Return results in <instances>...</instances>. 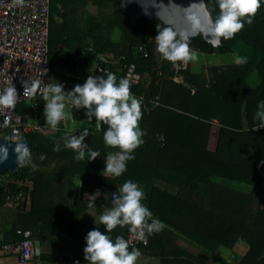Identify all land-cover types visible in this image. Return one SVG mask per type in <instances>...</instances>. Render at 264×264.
Returning <instances> with one entry per match:
<instances>
[{
  "label": "trees",
  "instance_id": "16d2710c",
  "mask_svg": "<svg viewBox=\"0 0 264 264\" xmlns=\"http://www.w3.org/2000/svg\"><path fill=\"white\" fill-rule=\"evenodd\" d=\"M48 60L53 63H67L64 53L75 52L91 46L94 52H110L119 59L121 70L129 64L140 76H148L146 85H131L136 97L143 102H155L144 109L140 128L144 132V143L135 150V159L127 162V170L119 177H106L105 169L108 148L103 142V130L90 133L84 143L91 150L101 152L94 161H76V153L64 147L63 137L77 134L27 133L30 141L33 166L19 168L14 181H30L29 210L14 207H0V222L5 214L10 217V229L3 233L0 243L15 242L20 236L17 229H28L33 233L38 228L37 241L41 244L43 234L51 229L47 211L62 203L49 206L41 199L51 193L55 181L59 195L63 193L62 180L74 173L81 175V191L95 193L116 192L125 181L132 180L145 192V205L154 218L187 237L201 249L214 252L219 246L230 248L237 238L247 248L236 264H264V192L255 195L239 189L234 184L256 187L264 183V128L255 129L260 121L254 119L259 106L264 103V1L260 0L253 23L234 38L222 41L220 47H212L201 35L194 36L190 46L203 55L205 73L192 72L174 66L154 52L158 19L137 18L128 15L124 8L113 11L107 21L117 26L121 39L111 42L103 38L95 17L85 29L78 25L74 15V4L87 0H49ZM100 0H91L97 4ZM114 1V0H113ZM63 10L58 11L55 4ZM210 8L215 0H208ZM215 16V12L212 13ZM59 19H56V18ZM91 39V44L86 42ZM242 41L260 56L254 63L257 84L246 81L247 69L236 63L232 46ZM141 47L143 51H138ZM144 53V54H143ZM231 53L230 59H218L219 55ZM70 67H75L73 64ZM121 78V71L116 73ZM179 74L181 81L173 79ZM102 74H96L100 76ZM38 119L42 121V100H37ZM216 129L214 147L207 148L210 129ZM57 142L60 151H55ZM41 156L45 158L40 159ZM66 160V173L53 174L48 166L55 160ZM175 183L174 192L151 185L154 180ZM119 185V186H118ZM8 191L24 186L7 184ZM8 209V210H7ZM4 210V211H3ZM127 227L117 234L124 238ZM261 235L257 236V235ZM33 235V234H32ZM170 231L164 228L147 237V245L130 246L140 250L141 255L155 256L160 264H209L189 251L173 245ZM35 257V256H34ZM39 258H48L40 253ZM25 264V263H24Z\"/></svg>",
  "mask_w": 264,
  "mask_h": 264
},
{
  "label": "clouds",
  "instance_id": "9594fccd",
  "mask_svg": "<svg viewBox=\"0 0 264 264\" xmlns=\"http://www.w3.org/2000/svg\"><path fill=\"white\" fill-rule=\"evenodd\" d=\"M25 0H13V4L24 6ZM260 0H215V7L208 6V0H198L187 9L171 5V12L165 8L158 15L161 22L157 25L155 37L156 52L170 62L174 67L180 63L198 61V50L190 46L191 39L196 35L210 37L212 47H220L222 41L235 37L245 26L251 25L260 8ZM213 11L215 16L212 15ZM183 12V15H181ZM182 24H177V19ZM236 63L243 64L246 60L237 57ZM43 75V74H42ZM23 96L35 97L42 92L44 100V121L51 128H57L60 122L68 117L65 108L70 102L72 109H85L89 127L95 118V130H103L105 146L117 151L109 153L105 158L103 175L119 178L127 170V162L135 159L134 152L143 143L144 132L140 128L142 119V100L131 92L130 81L127 78L108 72L100 76L89 75L81 85L77 84L71 91L65 92L64 84L50 81L45 84L41 75L22 82ZM19 101L14 85L0 90V112L11 110ZM254 119L260 121L255 129L264 128V103L259 106ZM72 116V112H71ZM73 118V116H72ZM89 127L84 128L79 136L66 135L63 137L64 147L73 150L76 161H94L101 152L94 151L84 143L90 134ZM7 129V126L5 127ZM8 142L7 146L0 145V163L9 156V146L14 145L13 153L19 168L33 166L31 149L25 142V137L18 129L13 128L8 134L0 136ZM55 151H60L57 142ZM45 157L41 156L43 160ZM101 195L99 189L89 196L90 207H95V200ZM145 193L138 183L125 181L116 192L112 193L111 206H105L99 216V222L111 233L117 227H127L128 232L138 241L147 244V237L164 228V224L154 218L149 208L143 203ZM86 247L83 249L87 264H137L141 256L138 248L130 250L129 241L122 235L113 240L102 233L97 227L87 233ZM79 264V262H77Z\"/></svg>",
  "mask_w": 264,
  "mask_h": 264
},
{
  "label": "built area",
  "instance_id": "2783aa9c",
  "mask_svg": "<svg viewBox=\"0 0 264 264\" xmlns=\"http://www.w3.org/2000/svg\"><path fill=\"white\" fill-rule=\"evenodd\" d=\"M49 7V0H25L22 7L14 5L13 0H0V90L12 84L16 87L19 96L14 109L0 112V136L10 133L13 128L18 129L24 136L27 133L37 132L40 127L35 117L37 100L43 98L42 92L35 97H24L22 82L40 75L45 84L52 81L47 46ZM137 49L143 51L141 47ZM154 52L158 54L155 41ZM63 55L66 61L75 67H79L86 58L92 57L93 73L106 75L112 70L116 73L121 71V77L129 79L130 85L137 83L146 85L144 79L148 76L137 74L132 63L122 71L119 65L121 57H115L110 52H94L89 45ZM183 65L180 63L174 67V70L184 68ZM176 76L173 77L174 80ZM10 182L21 185L20 181L0 179V207L24 209L29 199V188L27 186H24L25 190L22 187L15 188L14 192L10 193L7 187ZM15 233L20 239L15 242L0 243V255L12 256L16 264H24L35 256L36 241L28 229H17ZM125 239L129 241L130 246H145L143 241L136 240L129 232Z\"/></svg>",
  "mask_w": 264,
  "mask_h": 264
},
{
  "label": "crops",
  "instance_id": "0c3cea01",
  "mask_svg": "<svg viewBox=\"0 0 264 264\" xmlns=\"http://www.w3.org/2000/svg\"><path fill=\"white\" fill-rule=\"evenodd\" d=\"M91 61V65L89 64ZM67 63H53L51 66L52 81L59 79L58 82L64 84L65 92L71 91L75 85L83 84L88 76L93 73L94 59L92 57L86 58V60L79 67H70ZM139 98V97H137ZM42 100V113L44 109V100ZM144 104V103H143ZM65 112L68 113V117L60 122L57 128H51L44 121V115L42 114V121L38 119V111L35 117L36 122L39 124L37 132L46 134H77L81 133L84 128H88L87 117L85 116V109H72V105L69 102L65 108ZM72 112V116H71ZM95 130V118L91 121L89 127V133H96ZM115 151H107L106 155ZM69 164L66 160H55L48 166V170L53 174L66 173L68 171ZM22 186L31 187L30 181H20ZM59 183V181H55ZM54 182L51 188V193L47 197H42L44 201L50 205L62 203L59 207L50 208L47 211V217L49 219L51 229H48L43 234V242L40 244L36 235L38 228L36 225L33 230V237L38 242V253L33 259L29 260L25 264H87L84 259L83 249L86 247L85 237L91 230L96 229L109 235L113 240L120 232V227H117L113 232L106 233L105 228L99 222V216L102 214L105 206H111V200L109 193L101 192V195L95 200V207L89 206L88 198L93 192L81 191V175L74 173L69 179L62 180L63 194L59 195L57 192L58 185ZM151 185L168 192H174L176 189L175 183L168 181L154 179ZM119 186V185H118ZM116 188L115 191H117ZM145 193V192H144ZM145 204V199L143 200ZM30 201H26L23 211L29 210ZM8 210V209H7ZM4 211V210H3ZM10 217L9 214H5L0 222V240L3 238V233L10 229ZM125 228V227H124ZM164 229L170 231L173 245L185 249L192 254L200 255L202 257H208V254L202 252L201 248L191 243V241L174 230L170 226L164 225ZM40 253L48 255V258L41 259L38 257ZM202 259H204L202 257ZM0 264H16L12 256L0 255ZM137 264H160L159 259L155 256L141 255L137 261Z\"/></svg>",
  "mask_w": 264,
  "mask_h": 264
},
{
  "label": "rangeland",
  "instance_id": "374dc122",
  "mask_svg": "<svg viewBox=\"0 0 264 264\" xmlns=\"http://www.w3.org/2000/svg\"><path fill=\"white\" fill-rule=\"evenodd\" d=\"M91 0H87L86 3L77 5L74 4L72 7L74 8V15H76L77 20H78V25L82 28L85 29L87 27V24L90 21V17H95L94 21H97L100 26V33L103 38H107L111 42H118L121 39V31L117 26H109L107 24V21L110 19L113 11L118 9V2L117 0H100L97 4H91ZM56 8L58 11L63 10V6L60 5V3L55 4ZM120 8H124L128 15L130 14V6L129 5H124L121 6ZM143 13H138L136 16H142ZM56 19H59L58 17ZM86 42L88 44H91V39L89 37H86ZM156 54V53H155ZM158 55V54H156ZM198 61L196 62H189L187 64V68L192 71V72H202L205 73V63L203 61V55L198 51ZM232 56L233 59L236 61L237 57L243 58L246 60V63H243L241 65L245 66L247 69V77L246 81L254 86L257 84V77L254 75V63L257 61L259 58L260 54L257 51H254L250 48H248L242 41L238 40L236 41L233 46H232ZM230 59L231 58V53L228 54H222L219 55L218 59ZM91 65V61L89 63ZM183 65V66H184ZM54 72H52V75ZM59 79H55V82H58ZM147 84L148 82V77L147 79H144ZM176 80H181V76L177 74ZM141 106H143L144 109L148 108L149 106L155 105V102H143ZM215 136H216V129L212 127L209 132L208 140L206 142V146L209 149H212L214 147V142H215ZM51 165V164H50ZM49 165V166H50ZM0 179L2 180H7L11 179L12 177L8 172H4L0 174ZM235 186L239 189H242L244 191L253 193L255 195H258L261 192H264V183L254 187H245L241 185H232ZM30 189V188H29ZM260 236L261 235H257ZM247 248L246 243L240 239L237 238L234 242V244L230 248L226 247H221L219 246L214 252H208L203 249L202 252L208 254V257L203 256L204 259L200 255H195L201 260L209 263V264H236L237 261L241 258V256L244 254L245 250Z\"/></svg>",
  "mask_w": 264,
  "mask_h": 264
},
{
  "label": "water",
  "instance_id": "95a60500",
  "mask_svg": "<svg viewBox=\"0 0 264 264\" xmlns=\"http://www.w3.org/2000/svg\"><path fill=\"white\" fill-rule=\"evenodd\" d=\"M117 2L119 5L118 9L124 5L130 6L129 15L131 17L137 18L139 16L136 15L141 12L143 13L142 16L145 17L146 19L155 18L161 21V16L158 15V13H161L165 8H167L169 12H171V7H170L171 5L178 6L180 9H187L191 4L198 2V0H117ZM181 15H183V12H181ZM176 22L177 24L183 23L182 20H180L179 18L177 19ZM202 37L209 42L210 37L209 38H205L204 36ZM25 142L29 146L30 141L27 137H25ZM7 143L8 142L4 141L3 139H0V145L7 146ZM14 147H15L14 145L9 146L8 159L5 162L0 163V174L4 172H8L13 175L18 174L19 168L16 163V157L13 153ZM34 246H35L34 252L36 256L38 253V242H35Z\"/></svg>",
  "mask_w": 264,
  "mask_h": 264
}]
</instances>
